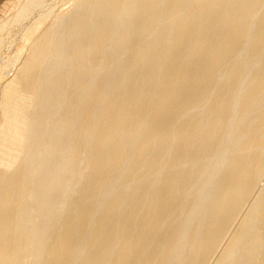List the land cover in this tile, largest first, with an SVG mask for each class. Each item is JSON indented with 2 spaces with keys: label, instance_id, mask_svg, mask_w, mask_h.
Returning <instances> with one entry per match:
<instances>
[{
  "label": "bare ground",
  "instance_id": "1",
  "mask_svg": "<svg viewBox=\"0 0 264 264\" xmlns=\"http://www.w3.org/2000/svg\"><path fill=\"white\" fill-rule=\"evenodd\" d=\"M69 10L0 74V264H264V0Z\"/></svg>",
  "mask_w": 264,
  "mask_h": 264
},
{
  "label": "rangeland",
  "instance_id": "2",
  "mask_svg": "<svg viewBox=\"0 0 264 264\" xmlns=\"http://www.w3.org/2000/svg\"><path fill=\"white\" fill-rule=\"evenodd\" d=\"M28 2H29L28 0L27 1L26 0H21V1L20 0H0V34H1L0 35V38H1L0 41L2 40L0 43V72H1V70H2V72L0 74H2L3 72H7L8 74L4 73V76L8 75L7 77H9V75H10V77H12L13 73L15 74V72L17 70V66L27 55V52H25V51L27 50V47H28L32 37H28V35H27L28 33L26 30H28V28L30 29L32 26H34V24L38 22L37 20L40 21V17H42L43 15H44L43 17L45 18L44 19L45 24L50 23L54 19H58V18H61L63 16H66L65 15L66 12H67L66 14L68 15L71 12L69 10V8L72 9L74 7L76 0H43L39 4L40 6L36 4L37 6L35 5L34 6L35 8L34 7L31 8V13H30L31 15H28L27 17L24 18V19L27 18V20L21 19L20 21H15L14 17H16V15L20 12L18 10L19 9L21 10L22 6L26 5ZM72 2H75V3L72 4ZM41 3H42V5H41ZM48 10H49V12H48ZM42 11H43V14H42ZM50 12H51V14H50ZM45 15L47 16V18ZM53 17H54V19H53ZM9 20L11 21L10 25H9V23H10ZM12 20H14V21L12 22ZM41 20H42V18H41ZM27 21H29V22H27ZM19 22H21V23H19ZM6 24H8V25H6ZM20 24H22V25H20ZM7 26H8V29H7ZM19 29L21 30V32ZM17 51H20V52L17 53ZM21 54H22V57H21ZM17 55L18 56L20 55V60L14 62V60H16ZM8 61H9V63H8ZM4 65H5V68H4ZM11 67H13V70ZM9 69H11V71ZM262 183H264V181L261 180V182L259 183L260 187L263 186Z\"/></svg>",
  "mask_w": 264,
  "mask_h": 264
}]
</instances>
